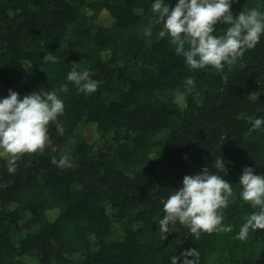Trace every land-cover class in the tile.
I'll list each match as a JSON object with an SVG mask.
<instances>
[{
	"label": "trees",
	"instance_id": "trees-1",
	"mask_svg": "<svg viewBox=\"0 0 264 264\" xmlns=\"http://www.w3.org/2000/svg\"><path fill=\"white\" fill-rule=\"evenodd\" d=\"M140 1L0 0V99L9 89L20 98L56 91L65 129L60 135L49 125L44 152L25 154L14 174L0 157V264H27L26 254L39 264H171L190 248L200 264H264V230L235 238L259 211L240 197L242 170L264 176V131L244 136L264 117V34L234 66L193 70L167 36L158 37L162 24L145 35L155 15ZM164 2L171 8L178 0ZM257 6L264 12V0H233L231 11ZM214 27L221 36L229 25ZM46 53L58 62H45ZM73 68L102 83L79 92L67 80ZM188 77L195 89L181 108ZM82 124L95 128L81 133ZM65 154L74 167L52 163ZM220 157L234 191L223 210L232 231L196 240L178 224L163 239L170 192L204 167L217 173Z\"/></svg>",
	"mask_w": 264,
	"mask_h": 264
},
{
	"label": "clouds",
	"instance_id": "clouds-1",
	"mask_svg": "<svg viewBox=\"0 0 264 264\" xmlns=\"http://www.w3.org/2000/svg\"><path fill=\"white\" fill-rule=\"evenodd\" d=\"M233 0H178L174 7H169L164 0H154L151 11L155 19L145 28L146 36L152 35V25L162 24L158 37L169 38L174 46V53L183 56L190 69L212 67L217 72L225 65L234 66L244 53L253 49L264 34V12L258 6L233 15ZM218 23L229 25L224 35L216 36L214 27ZM45 62H58V57L46 53ZM42 70V69H41ZM43 71V70H42ZM93 74L85 69L78 72L73 68L67 80L77 85V90L85 95L94 93L101 81L91 78ZM185 94L177 97L176 103L186 107V95L195 89L194 78L185 82ZM7 97L0 99V157L7 162L9 173H15L17 162L25 154L43 153L49 143V125L54 124L60 135L64 127L58 117L64 114V102L56 91H33L19 97L11 89ZM61 92H67V85H61ZM196 104L202 102L197 99ZM264 131V117L251 120V127L244 133L245 138L253 131ZM152 159V158H150ZM52 163L61 169L72 168L74 164L68 154ZM217 173H211L208 167L195 175H185L182 187L171 191L163 203V218L159 220L162 238L176 230V226H187L194 239L199 240L202 233H226L232 226L223 224V210L227 209L234 191L232 184L224 180L221 173L227 169L222 158L215 160ZM240 197L251 205L252 214L241 226L238 240H246L249 233L257 229L264 230V176L254 174L251 167H244L239 177ZM191 256L193 259H188ZM200 264V253L195 248L182 251L180 257L172 256L171 264Z\"/></svg>",
	"mask_w": 264,
	"mask_h": 264
},
{
	"label": "rangeland",
	"instance_id": "rangeland-1",
	"mask_svg": "<svg viewBox=\"0 0 264 264\" xmlns=\"http://www.w3.org/2000/svg\"><path fill=\"white\" fill-rule=\"evenodd\" d=\"M154 2V0H141L140 4L143 7L151 6V4ZM95 128L94 124H82L79 126L78 130L81 133H88L93 131ZM25 261L27 264H39L38 259L32 255V254H26L25 255Z\"/></svg>",
	"mask_w": 264,
	"mask_h": 264
}]
</instances>
